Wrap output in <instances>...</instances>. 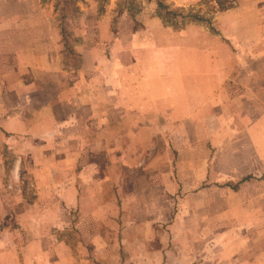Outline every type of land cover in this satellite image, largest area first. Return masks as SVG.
Returning <instances> with one entry per match:
<instances>
[{
  "label": "rangeland",
  "instance_id": "374dc122",
  "mask_svg": "<svg viewBox=\"0 0 264 264\" xmlns=\"http://www.w3.org/2000/svg\"><path fill=\"white\" fill-rule=\"evenodd\" d=\"M39 6L46 13L47 32L46 45L42 44V51H38L47 62L46 77H51L48 73L56 69L62 82V98L71 96L77 81L82 89L87 85V99L93 109L106 93L110 106H116L120 85H125L121 94H126L127 101H133L128 94H148L150 89L157 94L159 113L150 116L147 111L136 118L158 128L140 130L143 140L139 145L119 147H127L132 154L142 152L143 168L151 165L155 172L167 171V182L173 183L172 188L153 193V201L162 200L163 195L164 204L155 208L151 217V246L171 250L178 259L185 257L184 264H264V107H255L253 113L246 108L243 113L241 106L233 104L234 99L213 95L203 106L200 98L193 96L199 93L198 79L203 76L211 81L216 79L217 86L222 80H236L238 84L249 83V89L253 86L256 90L263 83L257 75L264 72V66L251 67L246 59L264 56V0H72L71 4L64 0H40ZM61 8L67 15L64 24L70 32L69 45L74 53L57 34L61 30ZM49 25L57 31L49 33ZM253 44L259 50L252 49ZM6 50L0 49V58L10 57ZM16 67L13 78L8 75L11 66L0 67V89L19 86L0 98V177L6 188L33 201L37 184L31 176L43 152L46 157V151L36 138L31 140L28 132L18 129L30 115L22 113L23 105L15 104L18 99L13 94L20 92L27 81L15 79L12 83L11 79L20 74L28 76L31 71L25 67L18 72ZM28 91L19 96L22 101ZM144 100L139 101L140 107H146ZM255 100L257 103L262 99ZM243 102L246 104L245 99ZM72 106L69 100L68 107ZM167 112L170 118L164 116ZM183 115L191 119L183 123L179 119ZM172 117L178 119L171 120ZM132 118L130 115L128 121ZM227 130L232 140L226 138ZM131 132L126 131L127 138ZM62 134L65 137L49 147L48 156L58 159L62 181L68 182L66 175L72 162L70 147L65 142L69 133L63 130ZM114 137H118V132L111 131L110 139ZM187 153L204 154L203 179H194L190 169L201 162H190ZM124 168L131 170L126 162ZM246 173H252L254 178L239 183ZM193 179L202 182L200 192L191 186L182 192V182L185 185ZM100 197L92 195L89 212L100 217L101 213L106 214L105 209H100L101 204L109 206L108 223L101 228L110 231L112 249L118 245L117 233L121 234L126 225L117 224L121 213L115 195L111 193L103 203ZM148 212L141 211L143 215ZM155 220L162 223L157 225ZM18 221L13 213L0 223L1 249H19L25 243ZM144 228L141 226L142 232ZM129 233H134L132 226ZM60 237L68 249L70 240H77L76 230L67 225Z\"/></svg>",
  "mask_w": 264,
  "mask_h": 264
},
{
  "label": "crops",
  "instance_id": "0c3cea01",
  "mask_svg": "<svg viewBox=\"0 0 264 264\" xmlns=\"http://www.w3.org/2000/svg\"><path fill=\"white\" fill-rule=\"evenodd\" d=\"M39 3L40 0H0V49L3 47L7 49L6 51H10V57L0 58V67L11 66L12 72L8 75L12 78L15 66L18 72H23L25 67L31 71L28 76L23 77L20 74L14 79H8L27 81L21 86L20 92L16 91L13 94V97L18 99L15 104L19 102L23 105L22 113L30 115V119L24 121L18 129L28 132L31 140L36 138L46 151V157L43 152L39 166L31 176L37 184L35 192L37 197L33 201L23 198L21 192L6 188L0 177V223L9 214L15 213L25 242L19 249L0 248V264H78L79 261L82 264H175V262L184 264L183 258L185 257L178 259L174 257L171 250L151 246L153 239L148 233L153 225L151 217L155 214L154 210L164 204V196H161L162 200L153 201V193L158 194L168 186L173 187L172 182L169 184L167 182L169 178L167 171L157 170L155 172L151 165L143 168L142 152L137 150L132 154L127 147L119 149L127 144H141L143 137L140 130L158 128L156 124L142 123L136 118L147 111L150 116L159 113L156 109L157 94L151 89L148 94L141 92L128 94V99L133 101H127L126 94L125 96L121 94L125 85H120L116 106H110V96L106 93L105 99H102L97 108L93 109L91 102L87 99L89 96L87 85H84L82 89L77 81L75 90L70 91L71 96L62 98V82L55 74L56 69L53 73H48L51 77H46L47 62L38 51H42V44L46 45L47 32L46 13ZM49 29V33L57 31L51 25ZM57 34L62 37L61 30H58ZM253 45L252 49L259 50L256 48L258 45ZM260 49L262 50V47ZM262 52L264 55V51ZM3 58L6 59L3 60ZM246 62H251L247 63L251 67L253 65L264 66V56L248 58ZM261 73L257 76L261 77L260 81L263 83L256 90L253 86L249 89V83L238 84L236 80L233 81L234 83H231V80L228 82L222 80L217 86L216 79L211 81L210 78L203 76L200 80L198 79L200 87L197 92L199 93H194L193 96L199 97L203 106L213 95H215L213 97L231 98L234 99V105L242 107L243 113L246 112V108H251L253 113L255 107L259 106L261 109L264 107L263 70ZM2 78L0 75V82ZM18 87L11 85L6 90L0 89V98L4 96V92L9 94L13 92L12 89ZM220 87L221 90H219ZM208 88L210 90H207ZM26 89L29 90L28 96L22 101L19 96L22 97ZM134 92L138 91L134 90ZM142 98L149 100V102L143 101L146 107L139 106ZM244 99L246 104L243 105ZM255 99L259 101L256 103ZM69 100L70 104H73L70 108L68 107ZM11 105L14 106V99ZM6 110L7 113L10 112L8 105ZM130 115H133V118L128 121ZM164 116L171 117L169 112ZM172 119L178 118L172 117ZM179 119H183L182 122L185 123L191 118L183 115ZM63 130L69 133L68 142L65 144L70 147L69 155L72 162L69 173L66 175L69 177L68 182L62 181L64 176L58 159L56 161L55 158L48 156L49 147L61 143L59 140L65 137L62 134ZM111 131L118 132V137L110 139ZM126 131H132L130 138H127ZM225 136L233 139L228 130ZM148 144L153 145L152 140ZM187 154L190 162L196 160L201 162L190 169L194 171V179H203L205 177L204 168H206L204 154ZM216 157L215 153L214 158ZM153 161L152 158L151 162ZM124 162L129 164L131 170L124 168ZM189 168L188 166L187 169ZM249 170L252 171V169ZM246 176L250 178L242 181ZM44 178L45 181H43ZM253 178L252 173H246L239 183L250 181ZM11 179L13 180L12 177ZM194 179L187 180L185 185L182 182L181 191L184 188H186L185 192L188 191L187 188L190 189V186L199 189L202 182ZM47 183L50 184L46 187ZM111 193L115 195V199H118L117 209L121 213L117 224L118 226L126 225V228L121 230V234L117 233L118 245H114L112 249L110 248V231L108 229L103 231L101 228L104 223H108L109 206L107 203L101 204L100 209L103 211L105 209L106 214L101 213L100 217L95 218L92 212H89L92 211V195L101 196L103 203L105 197L107 200ZM153 202L159 205L154 206ZM142 209H148L147 215L141 213ZM159 222L162 223V221H156L157 225ZM67 225L74 228L77 235L76 241L70 240L68 249H66V241L60 237V232ZM111 226L113 227V224ZM130 226L134 231L132 234L129 233ZM141 226H145L143 232ZM121 247L123 249H120ZM93 259H96V263ZM186 263H188V258Z\"/></svg>",
  "mask_w": 264,
  "mask_h": 264
},
{
  "label": "trees",
  "instance_id": "16d2710c",
  "mask_svg": "<svg viewBox=\"0 0 264 264\" xmlns=\"http://www.w3.org/2000/svg\"><path fill=\"white\" fill-rule=\"evenodd\" d=\"M64 2L66 3V4H71L72 3V0H64ZM61 10H62V12H61V14H60V19H61V22H60V26H61V34H62V38H63V40L65 41V45L69 48V51L71 52V53H74V49L72 48V47H70V45H69V38H70V32H69V30L66 28V26H65V24H64V20L66 19V12L64 11V9L63 8H61ZM250 178V176H246V177H244L243 179H242V181H244V180H247V179H249Z\"/></svg>",
  "mask_w": 264,
  "mask_h": 264
}]
</instances>
